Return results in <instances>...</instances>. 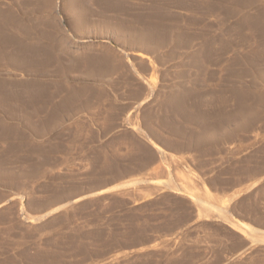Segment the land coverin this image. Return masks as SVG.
<instances>
[{
    "label": "rangeland",
    "instance_id": "374dc122",
    "mask_svg": "<svg viewBox=\"0 0 264 264\" xmlns=\"http://www.w3.org/2000/svg\"><path fill=\"white\" fill-rule=\"evenodd\" d=\"M0 264H264V0H0Z\"/></svg>",
    "mask_w": 264,
    "mask_h": 264
},
{
    "label": "bare ground",
    "instance_id": "6f19581e",
    "mask_svg": "<svg viewBox=\"0 0 264 264\" xmlns=\"http://www.w3.org/2000/svg\"><path fill=\"white\" fill-rule=\"evenodd\" d=\"M51 60V59H50ZM130 70V69H129ZM48 96H49V94H48ZM49 102V101H48ZM224 219V218H223ZM255 234V233H254ZM256 235V234H255Z\"/></svg>",
    "mask_w": 264,
    "mask_h": 264
}]
</instances>
